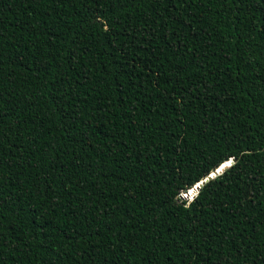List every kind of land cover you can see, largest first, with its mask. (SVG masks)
Listing matches in <instances>:
<instances>
[{
  "label": "trees",
  "instance_id": "trees-1",
  "mask_svg": "<svg viewBox=\"0 0 264 264\" xmlns=\"http://www.w3.org/2000/svg\"><path fill=\"white\" fill-rule=\"evenodd\" d=\"M0 264H264V0H0Z\"/></svg>",
  "mask_w": 264,
  "mask_h": 264
},
{
  "label": "water",
  "instance_id": "water-1",
  "mask_svg": "<svg viewBox=\"0 0 264 264\" xmlns=\"http://www.w3.org/2000/svg\"><path fill=\"white\" fill-rule=\"evenodd\" d=\"M234 161H235L234 159H231V160L227 163V165H226L225 167H222L221 169H218V170H214V171H213L210 175H208L204 180H202L201 182H199L198 184H196V186H194V187L192 188V193H191L190 195H189V191H188V192H187L188 197H184V198H185V199H187V198L192 199L193 196H194L196 193H198L199 189L203 186V184H205V183L208 182L209 180L213 179V178L216 177L217 175L221 174L222 171H223L226 167L232 165V164L234 163Z\"/></svg>",
  "mask_w": 264,
  "mask_h": 264
},
{
  "label": "rangeland",
  "instance_id": "rangeland-1",
  "mask_svg": "<svg viewBox=\"0 0 264 264\" xmlns=\"http://www.w3.org/2000/svg\"><path fill=\"white\" fill-rule=\"evenodd\" d=\"M183 196V195H182ZM190 199V198H189Z\"/></svg>",
  "mask_w": 264,
  "mask_h": 264
}]
</instances>
